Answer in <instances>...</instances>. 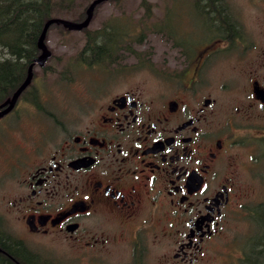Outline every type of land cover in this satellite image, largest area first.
<instances>
[{
  "label": "flooded vegetation",
  "instance_id": "af4514ba",
  "mask_svg": "<svg viewBox=\"0 0 264 264\" xmlns=\"http://www.w3.org/2000/svg\"><path fill=\"white\" fill-rule=\"evenodd\" d=\"M200 8L211 14L215 34L195 49H177L179 58L170 65L173 91L162 89L164 84L152 91L142 82L105 86L73 113L46 112L45 130L17 157L15 197L7 205L28 235L63 236L84 257L87 249L120 240L145 242L149 226L152 239L171 240L177 264H188L247 197L237 147H252L243 164L264 195L258 167L264 160V0L255 6L250 30L222 0H202ZM42 27L36 41L31 27V33L15 32L11 53L0 45V110L31 72L0 117L6 130L40 114L34 82L37 70L50 71L51 57L42 66L35 62ZM231 52L247 68L240 97L229 108L222 104L223 90L212 91L204 72L217 56L224 60ZM235 128L250 132L254 144L243 145ZM254 210L264 219L260 203ZM0 231L3 242L24 244L10 230ZM0 255L19 264L1 247Z\"/></svg>",
  "mask_w": 264,
  "mask_h": 264
},
{
  "label": "rangeland",
  "instance_id": "374dc122",
  "mask_svg": "<svg viewBox=\"0 0 264 264\" xmlns=\"http://www.w3.org/2000/svg\"><path fill=\"white\" fill-rule=\"evenodd\" d=\"M201 1L146 0L143 3L142 0H107L96 6L85 31L67 30L60 25L48 29L46 44L51 50L47 61L50 71L46 74L37 70L34 82L36 95L42 99L38 105L41 110H36L40 114L34 119L19 121L11 131L4 129V123L0 121V229L21 236L27 249L36 254L41 263L177 264L171 258V240L152 239L149 226L146 243L136 245L132 242L130 245L120 240L106 247L87 249L82 257L83 250L63 236L28 235L13 214L8 212L7 205L15 197L17 157L24 151L22 147L26 148L32 138L39 136L38 130H45L46 112L56 115L73 113L85 97L96 95L105 86L117 89L120 85L133 86L142 82L152 91L163 84L162 89L174 90L170 84L176 82V73L170 65L173 58H179L177 49H195L194 45L199 47L215 34L213 20L208 18L211 14L203 13ZM222 1L231 14L250 30L258 0ZM89 2L80 0L74 14L54 16L76 20L75 17L84 12ZM105 26H110L119 37H123L116 42L112 58L93 65L80 60L78 55L86 42L87 32L101 30ZM237 56L235 52L228 53L224 60L217 56L204 72L212 91L223 90L220 93L222 104L229 108L239 99L243 90L242 81L246 79L247 67ZM222 84L226 88L221 89ZM233 130L243 145L254 144L252 135L245 128ZM236 149L247 197L238 200L223 219L219 231L205 242L198 258L188 264H242L245 252L259 237L264 221L259 222L254 209L259 203L264 207V195L258 194L262 186L251 178L248 164H243L249 161L252 147L249 150L244 147ZM258 167L264 174V160L259 162ZM165 255L170 258L165 259Z\"/></svg>",
  "mask_w": 264,
  "mask_h": 264
},
{
  "label": "trees",
  "instance_id": "16d2710c",
  "mask_svg": "<svg viewBox=\"0 0 264 264\" xmlns=\"http://www.w3.org/2000/svg\"><path fill=\"white\" fill-rule=\"evenodd\" d=\"M79 1L80 0H0V45L5 46L11 53L13 49L12 43H14V33L18 31L31 33L32 29L37 33L35 36L36 41L40 28L47 19L56 17L54 15L74 14L79 8ZM91 1L92 0H90V2ZM142 2L144 3L146 0H142ZM85 10L84 12L81 11L75 17L76 20L74 21H81L84 19ZM53 25L62 26L56 23L51 26ZM85 30L86 28L82 31ZM122 39L123 37H119L116 32L111 30L110 26H105L103 29L91 33L87 32L86 42L78 58L90 65L96 62H106L109 58H112L113 52L116 49V42ZM31 47H33V45ZM34 48L35 53L38 54L39 51L36 42ZM10 62L11 60H8L5 63ZM260 221H264V219L259 220V222ZM11 241L13 245L3 242L0 235V247L13 256L19 264H43L38 260L37 255L29 251L24 244L13 242L14 240ZM0 264L15 263L2 256ZM242 264H264V222L258 239L255 240L252 246L245 252Z\"/></svg>",
  "mask_w": 264,
  "mask_h": 264
},
{
  "label": "water",
  "instance_id": "95a60500",
  "mask_svg": "<svg viewBox=\"0 0 264 264\" xmlns=\"http://www.w3.org/2000/svg\"><path fill=\"white\" fill-rule=\"evenodd\" d=\"M103 1L107 0H92L88 6L86 7L85 10V17L81 21H74L66 18H61V17H51L47 19L42 27V30L40 32V35L37 40V47L41 50V53L37 56L35 59L36 64L42 66L44 63H46L47 59L51 56V50L47 47L45 44V37L46 33L49 29V27L56 23V24H61L65 29L68 30H74V31H81L84 28H87L88 25L90 24V21L93 17L94 10L98 4H100ZM31 80V72H29V75L25 79V81L21 84V86L13 93L10 101H9V106L4 109L0 110V117L6 113L10 108L13 106L16 98L18 95L21 93L23 88L30 82Z\"/></svg>",
  "mask_w": 264,
  "mask_h": 264
}]
</instances>
